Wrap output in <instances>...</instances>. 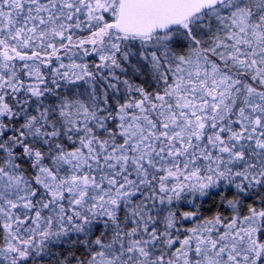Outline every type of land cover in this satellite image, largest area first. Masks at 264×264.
I'll return each instance as SVG.
<instances>
[{
	"label": "snow or ice",
	"instance_id": "1",
	"mask_svg": "<svg viewBox=\"0 0 264 264\" xmlns=\"http://www.w3.org/2000/svg\"><path fill=\"white\" fill-rule=\"evenodd\" d=\"M0 264H264V0H0Z\"/></svg>",
	"mask_w": 264,
	"mask_h": 264
}]
</instances>
